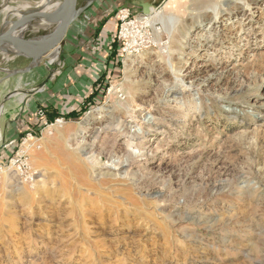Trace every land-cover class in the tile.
Here are the masks:
<instances>
[{
	"label": "rangeland",
	"instance_id": "obj_1",
	"mask_svg": "<svg viewBox=\"0 0 264 264\" xmlns=\"http://www.w3.org/2000/svg\"><path fill=\"white\" fill-rule=\"evenodd\" d=\"M38 1L0 0V28ZM152 8L171 27L145 24ZM124 9L126 51L105 38L84 83L52 89L66 54L98 45L83 13L86 37L69 31L51 64L0 71V98L42 89L78 108L20 134L0 124V264H264V0H160L105 20Z\"/></svg>",
	"mask_w": 264,
	"mask_h": 264
},
{
	"label": "water",
	"instance_id": "obj_2",
	"mask_svg": "<svg viewBox=\"0 0 264 264\" xmlns=\"http://www.w3.org/2000/svg\"><path fill=\"white\" fill-rule=\"evenodd\" d=\"M94 1L86 0L84 5L78 6V0H60V2L40 0L36 5L19 14L15 21L10 24L4 23L0 28L1 58L14 55L28 60L19 68H0V71L5 73V78L23 74L47 61L55 50L61 48L70 26L93 5ZM54 5L58 7L49 11ZM53 24L55 27L47 34L28 36L33 30Z\"/></svg>",
	"mask_w": 264,
	"mask_h": 264
},
{
	"label": "crops",
	"instance_id": "obj_3",
	"mask_svg": "<svg viewBox=\"0 0 264 264\" xmlns=\"http://www.w3.org/2000/svg\"><path fill=\"white\" fill-rule=\"evenodd\" d=\"M158 1L160 0H95L93 5L83 14L93 15L91 16V18L89 17V21H91L92 25L95 26L94 30L100 27V25H102L101 29L103 30V27H105L106 25L104 24L103 21L109 13H112L114 8L125 5L128 7L139 9L143 5H146V4L154 5ZM94 18L96 20L95 24H93L94 21L92 20ZM91 23H86L85 19H81V20L80 18L76 19L74 23L71 25V28H69L71 30H68V32L70 31L72 35H78L81 32H83V37H86L85 32L88 31L87 29L92 26ZM78 40H82V38H79ZM81 47H87V49L86 48L82 49ZM81 47L77 50L78 52L74 54L72 57L74 60V63L72 62V59L69 57V55L67 54L65 55V61L68 67L65 69L63 77H66L67 79L64 78V79L56 81V83H53L54 86L52 87V89L54 90L60 89L63 80L69 81V83H73V82L84 83L86 79L91 78L90 73H88L90 72L88 69L89 67L90 68L94 67L95 64L94 63L92 64L91 62H87V58L94 59L93 57H90L91 55L90 52L95 51L96 49H94V46L90 43L89 44L87 43L85 46L81 45ZM84 62H87L88 65L85 64ZM38 70L39 72L40 71L45 72L44 68L38 69ZM19 83L20 82H18L17 84ZM46 85L52 86V82H47ZM4 86H5V83H2V85L0 86V92H2V90L4 89L3 88ZM10 96H11L10 94H7V95H4L2 98H0V104L5 102L1 108L2 114L7 116V118L4 117L3 115L0 116L1 117L0 124L2 125L1 127H3V124L4 123L5 125L8 124V120H10L9 123L12 125L11 129L7 128L6 130L9 129L8 131H10L12 135L20 134L24 131H27V129H29V127L32 126L31 116H35V115L37 116L38 114L36 109L38 107L47 106L46 104H43V103L47 101L48 99H50V96L47 93V91L46 90L44 91L42 89H39V93L37 95L33 96L32 98H28L26 101H25L26 97H24V94L20 92H18V96L15 100L10 99ZM60 96L61 97H59L58 102H56L55 99L54 100L50 99L49 100L50 105H48L47 107L49 108L54 107L56 108V110L60 112L61 109H64L70 106L68 105L69 103L65 105L64 101L66 102V100H69L70 102L71 96L70 95H66L65 97L63 95H60ZM77 100H78V97H72V101L76 102ZM22 102H24V104ZM16 109L18 111L15 112ZM0 129L2 130V128Z\"/></svg>",
	"mask_w": 264,
	"mask_h": 264
},
{
	"label": "trees",
	"instance_id": "obj_4",
	"mask_svg": "<svg viewBox=\"0 0 264 264\" xmlns=\"http://www.w3.org/2000/svg\"><path fill=\"white\" fill-rule=\"evenodd\" d=\"M109 20H112L110 21L109 23L107 22V20L104 19V24L105 27H103V30L101 29L102 25H100V27L96 28V30L94 31V34H95V37H96V41L94 40L95 44H98L97 46L93 45L94 46V49H100V47L104 44V41H105V38H107L108 36H111L112 39V45H113V49H114V55L116 54L118 60H119V57L121 56V51L120 49L118 48V45H117V39H116V33H117V23L116 21L119 19H117L116 17H113ZM107 22V23H106ZM114 32V33H112ZM100 34V35H99ZM94 37V38H95ZM98 41V42H97ZM92 99V95H88L87 96V99L84 101L83 99H81V101L83 102H89L91 101ZM79 98L78 100L76 101L77 104H79ZM64 103L67 105L69 103V100H66V102L64 101ZM90 105V103H89ZM42 109L44 110V113L43 114H37V116H31V124L33 127H36L40 124H42L43 122H46L48 120H52L53 116L56 115L55 112V108H49L47 106H43ZM78 111V108L77 107H74V104L68 106L67 108H64V115L66 116H78V113H76ZM51 114H54V115H51Z\"/></svg>",
	"mask_w": 264,
	"mask_h": 264
},
{
	"label": "bare ground",
	"instance_id": "obj_5",
	"mask_svg": "<svg viewBox=\"0 0 264 264\" xmlns=\"http://www.w3.org/2000/svg\"><path fill=\"white\" fill-rule=\"evenodd\" d=\"M170 1H172V0H170ZM164 15H169V14H166L165 12H163V10H159V9H154V8H152V10H151V13L150 14H148V15H146L148 18H145L144 19V23L145 24H148V21H149V18H150V22L152 23V24H155V23H159L160 25H161V27H163V28H166V26H168V27H171V24H172V18L171 17H169V16H164ZM139 19H143V17L142 16H138L137 17V20H139ZM167 30H170L169 28L167 29ZM60 55V50H55L52 54H51V56H50V58L47 60V61H45V64H51L54 60H55V58L56 59H58L57 57ZM132 59V58H131ZM98 112V111H97ZM50 127H52V128H54L55 127V125H50ZM49 134V133H48ZM58 135L61 137V139H62V133L61 132H58ZM57 135V136H58ZM64 137V136H63ZM57 145H62L63 147H65L64 145H63V143L61 142V140H57V143H56ZM45 149V148H44ZM65 149V148H64ZM70 149V148H69ZM74 153H76V152H74ZM75 169L77 170H79L80 168H78V165H76L75 166ZM69 185V184H68ZM61 186V187H60ZM59 187L60 188H62V189H65V190H67V184L66 183H61V185H60ZM69 190V189H68ZM63 192V191H62Z\"/></svg>",
	"mask_w": 264,
	"mask_h": 264
},
{
	"label": "built area",
	"instance_id": "obj_6",
	"mask_svg": "<svg viewBox=\"0 0 264 264\" xmlns=\"http://www.w3.org/2000/svg\"><path fill=\"white\" fill-rule=\"evenodd\" d=\"M127 12V11H126ZM121 13H122V15H118V19L120 20V21H122V22H124L125 23V21H126V19L128 18V13H125V9L123 10V11H121ZM128 23H130V22H128ZM125 24H127V23H125ZM122 30V31H121ZM120 30V33H119V35H118V32H117V35H116V38H117V41L118 40H120V39H124L125 38V36H127L125 33H124V31H125V28H124V26H122V29ZM122 34V35H121ZM122 52H124V51H126L125 50V48H123V49H120Z\"/></svg>",
	"mask_w": 264,
	"mask_h": 264
}]
</instances>
